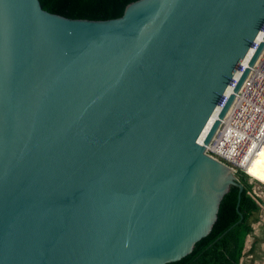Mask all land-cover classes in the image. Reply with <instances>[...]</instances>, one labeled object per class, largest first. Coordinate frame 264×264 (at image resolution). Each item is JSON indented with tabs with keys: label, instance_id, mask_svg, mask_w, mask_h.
Masks as SVG:
<instances>
[{
	"label": "water",
	"instance_id": "obj_1",
	"mask_svg": "<svg viewBox=\"0 0 264 264\" xmlns=\"http://www.w3.org/2000/svg\"><path fill=\"white\" fill-rule=\"evenodd\" d=\"M263 22L264 0H138L111 20L0 0V264L189 255L243 190L206 154L220 121L198 140Z\"/></svg>",
	"mask_w": 264,
	"mask_h": 264
},
{
	"label": "built area",
	"instance_id": "obj_2",
	"mask_svg": "<svg viewBox=\"0 0 264 264\" xmlns=\"http://www.w3.org/2000/svg\"><path fill=\"white\" fill-rule=\"evenodd\" d=\"M261 43L264 44V22L202 130L198 144L204 146L212 128L220 121L216 134L205 146L206 154L229 166L233 173L242 172L249 178L251 195L264 213V184L247 174V168L264 147V45L253 65H249ZM246 69L248 74L240 90L235 92ZM232 95L234 100L220 120L219 115Z\"/></svg>",
	"mask_w": 264,
	"mask_h": 264
},
{
	"label": "trees",
	"instance_id": "obj_3",
	"mask_svg": "<svg viewBox=\"0 0 264 264\" xmlns=\"http://www.w3.org/2000/svg\"><path fill=\"white\" fill-rule=\"evenodd\" d=\"M138 0H40L44 10L69 19L111 20L122 17L126 7ZM243 185L238 202V188L230 187L225 195L212 233L198 242L192 252L168 264H241L253 224L259 221L261 208L251 195L248 177L237 172ZM259 239L252 246L254 253Z\"/></svg>",
	"mask_w": 264,
	"mask_h": 264
},
{
	"label": "rangeland",
	"instance_id": "obj_4",
	"mask_svg": "<svg viewBox=\"0 0 264 264\" xmlns=\"http://www.w3.org/2000/svg\"><path fill=\"white\" fill-rule=\"evenodd\" d=\"M247 174L256 179L264 181V149H262L254 160V163L247 168ZM236 175V174H235ZM249 182V178H248ZM261 182V181H260ZM262 183V182H261ZM264 184V183H263ZM260 187L259 184H257ZM255 227L254 232L250 235L247 240L246 251L256 241L259 239L258 244L256 245L253 257L244 256L241 260V264H264V213L260 212L259 221L254 223ZM247 254H250L247 251Z\"/></svg>",
	"mask_w": 264,
	"mask_h": 264
},
{
	"label": "crops",
	"instance_id": "obj_5",
	"mask_svg": "<svg viewBox=\"0 0 264 264\" xmlns=\"http://www.w3.org/2000/svg\"><path fill=\"white\" fill-rule=\"evenodd\" d=\"M250 237V235L248 236V238ZM248 238H247V240H248ZM254 245V242H253V244L251 245V246H249V248L247 249V251L250 253V254H247V251H246V247H247V241H246V245H245V249H244V256H249V257H253V254L254 253H251V250H252V246ZM244 256H243V258H244Z\"/></svg>",
	"mask_w": 264,
	"mask_h": 264
},
{
	"label": "bare ground",
	"instance_id": "obj_6",
	"mask_svg": "<svg viewBox=\"0 0 264 264\" xmlns=\"http://www.w3.org/2000/svg\"><path fill=\"white\" fill-rule=\"evenodd\" d=\"M263 149H264V147H263ZM261 150H262V149H261ZM255 158H256V157H255ZM254 160H255V159H253L252 163L249 165L248 168H250V166L254 163ZM247 172H248V171H247ZM250 177H251V176H250ZM253 178H254V177H253ZM255 179H256V178H255ZM257 180H258V179H257ZM259 181H261L262 183H264V181H262V180H260V179H259Z\"/></svg>",
	"mask_w": 264,
	"mask_h": 264
}]
</instances>
